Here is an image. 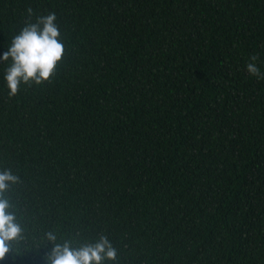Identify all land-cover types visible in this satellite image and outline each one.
I'll return each mask as SVG.
<instances>
[{
	"label": "trees",
	"instance_id": "1",
	"mask_svg": "<svg viewBox=\"0 0 264 264\" xmlns=\"http://www.w3.org/2000/svg\"><path fill=\"white\" fill-rule=\"evenodd\" d=\"M57 14L52 83L9 97L0 170L24 240L0 264L107 236L104 264H264V0H0V57L26 9ZM35 15L32 17L35 21Z\"/></svg>",
	"mask_w": 264,
	"mask_h": 264
},
{
	"label": "clouds",
	"instance_id": "2",
	"mask_svg": "<svg viewBox=\"0 0 264 264\" xmlns=\"http://www.w3.org/2000/svg\"><path fill=\"white\" fill-rule=\"evenodd\" d=\"M31 7L26 9L24 25L11 41L7 51L0 60L5 62L4 80L9 97L19 94L21 85H43L52 83L60 63L66 53L65 42L61 39V30L57 23V14L35 15ZM258 55H252L246 64L247 72L264 80V72L256 61ZM21 178L11 169L0 170V260L6 257L13 247L24 240V229L14 211L13 205L5 193L11 185L17 184ZM46 239L54 243V247L46 257L47 264H104L106 260H116L117 250L105 235H101L95 243L82 247H72L71 241L58 243L57 236L49 232Z\"/></svg>",
	"mask_w": 264,
	"mask_h": 264
}]
</instances>
